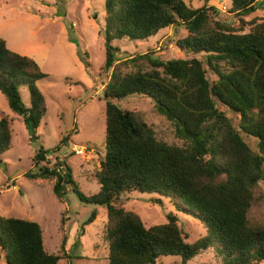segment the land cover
Here are the masks:
<instances>
[{"label": "trees", "instance_id": "16d2710c", "mask_svg": "<svg viewBox=\"0 0 264 264\" xmlns=\"http://www.w3.org/2000/svg\"><path fill=\"white\" fill-rule=\"evenodd\" d=\"M259 8L264 0H229L227 14L219 18L206 1L194 7L184 0H104L105 149L94 172L99 189L82 194L66 162L73 151L58 155L69 134L52 149L40 146L32 157L37 169L23 176L52 180L58 199L69 188L79 200L106 208L108 264H157L164 256L187 264L209 248L221 264L264 261V222L248 215L264 180V17L245 19ZM180 26L186 33L176 46L201 54L200 59L164 60L147 50L125 59L128 72L120 70L116 40H144ZM46 76L33 58L10 50L0 38V92L10 110L23 117L32 139L47 111L36 86ZM21 86L28 90V106ZM131 95L149 98L173 122L183 144L157 138L140 112L114 103ZM11 122L2 112L0 156L12 146ZM244 136L255 140V148ZM132 192L176 201L177 210L195 218L205 234L188 243L173 213L165 223L146 226L119 202ZM97 214L94 208L83 226ZM0 250L5 264H57L62 258L45 250L38 222L14 216L0 215Z\"/></svg>", "mask_w": 264, "mask_h": 264}, {"label": "rangeland", "instance_id": "374dc122", "mask_svg": "<svg viewBox=\"0 0 264 264\" xmlns=\"http://www.w3.org/2000/svg\"><path fill=\"white\" fill-rule=\"evenodd\" d=\"M191 6H201L205 1L218 9L224 18L229 0H184ZM264 17V8L245 17ZM104 0H0V38L8 48L18 54L33 58L47 75L36 82L47 104L46 114L31 138L23 117L10 110L5 96L0 92V115L11 117L12 146L0 156V215L14 216L38 222L42 229L43 245L48 253L60 254L57 264H108V246L104 238L107 221L106 208L85 203L67 189L62 199L52 191L49 179H28L23 173L35 170L32 157L40 146L52 149L61 137L69 134L66 146L57 153L60 157L73 151L66 162L72 176L85 196L94 194L99 184L94 172L104 155L105 100L103 82L107 74L104 64ZM183 27H168L144 40H116L117 59L122 72L129 66L123 64L130 55L153 50L162 59L201 58V54L183 52L175 42L185 35ZM21 100L29 105L28 90L18 88ZM116 105L142 114L152 126L157 138L182 145L176 136L172 121L160 115L153 102L138 95L114 101ZM221 109H224L220 106ZM228 115H231L229 112ZM255 148V140L246 138ZM50 164L53 156L48 155ZM119 202L126 210L138 214L146 226L167 221L173 213L187 235L188 243L205 234V229L195 218L178 211L176 201L158 194L132 192L122 194ZM96 208L95 220L83 226L84 220ZM249 218L264 222V180L255 189V200ZM64 243V245H62ZM0 264H5L0 250ZM157 264H181L178 256H164ZM187 264H221L213 248L196 255ZM264 264V261L259 263Z\"/></svg>", "mask_w": 264, "mask_h": 264}]
</instances>
